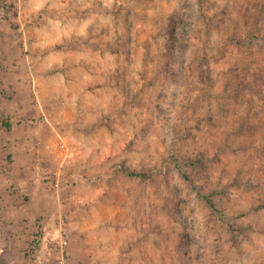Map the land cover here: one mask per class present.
<instances>
[{
    "label": "rangeland",
    "instance_id": "rangeland-1",
    "mask_svg": "<svg viewBox=\"0 0 264 264\" xmlns=\"http://www.w3.org/2000/svg\"><path fill=\"white\" fill-rule=\"evenodd\" d=\"M241 11V0H0L2 63L22 69L13 83L0 73V264H53L60 221L67 264H264V147L251 146L264 132L239 134L241 100L226 96ZM200 152L211 158L186 164ZM177 162L202 191L222 189L236 245Z\"/></svg>",
    "mask_w": 264,
    "mask_h": 264
},
{
    "label": "trees",
    "instance_id": "trees-1",
    "mask_svg": "<svg viewBox=\"0 0 264 264\" xmlns=\"http://www.w3.org/2000/svg\"><path fill=\"white\" fill-rule=\"evenodd\" d=\"M242 11L241 21H233L232 28L230 29V41L236 45V55L234 57L235 66L229 65L230 74L232 72V82L226 90V96L230 100H241L243 107L242 116L239 120L236 131L239 134L253 136L258 130L262 128L264 132V0H241ZM171 36L175 37L173 40L174 45L176 40V29H173ZM225 95V93L223 94ZM254 97L262 102L254 105ZM257 108L256 118L252 117L251 110ZM262 108V109H261ZM253 123L255 124L253 127ZM256 134V133H255ZM264 135H260V137ZM255 150L264 147V138H255L251 142ZM206 156L204 152H200L196 157H189L186 164L192 166L202 165ZM210 163H212L210 161ZM176 168L180 174L187 180L196 195L204 202V204L215 214H217L228 231L231 233V240L234 245L237 244V237L235 235V227L232 217L217 203L214 194L221 192V190H213L209 193L204 192L198 187L190 175L178 162ZM131 175L138 177H146V173L132 171ZM223 192V191H222Z\"/></svg>",
    "mask_w": 264,
    "mask_h": 264
},
{
    "label": "built area",
    "instance_id": "built-area-1",
    "mask_svg": "<svg viewBox=\"0 0 264 264\" xmlns=\"http://www.w3.org/2000/svg\"><path fill=\"white\" fill-rule=\"evenodd\" d=\"M47 121H48L47 117L44 114H42L40 115V117L30 120V123L32 125H43L47 123ZM74 152L75 151L73 150L71 151L72 154ZM1 179L2 177L0 176V181ZM59 234H60V240L57 247L59 253L57 258L54 260L53 264H67L68 263L67 248L71 240V229L65 222L60 221Z\"/></svg>",
    "mask_w": 264,
    "mask_h": 264
},
{
    "label": "crops",
    "instance_id": "crops-1",
    "mask_svg": "<svg viewBox=\"0 0 264 264\" xmlns=\"http://www.w3.org/2000/svg\"><path fill=\"white\" fill-rule=\"evenodd\" d=\"M29 4V3H28ZM32 4V3H31ZM31 4H29V5H31ZM28 9V8H27ZM2 39H3V35L2 34H0V41L2 42ZM1 44V43H0ZM0 73H7V76L5 77L6 79H7V83L9 82V83H13V79H12V77H10L13 73H16V74H18L19 72H21L22 71V69H21V67H20V65L19 64H12V65H9L8 63H9V61H8V59H9V56L8 57H6V59H5V62L4 63H2L3 61H4V58L5 57H3V54H2V50H0ZM9 79V80H8ZM39 245H40V247L42 248V246L44 247V248H46V249H48V247H47V245H46V240H45V237H41V238H39Z\"/></svg>",
    "mask_w": 264,
    "mask_h": 264
}]
</instances>
